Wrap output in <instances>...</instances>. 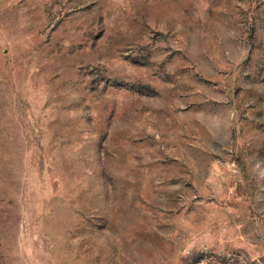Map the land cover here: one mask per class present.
Wrapping results in <instances>:
<instances>
[{
    "label": "rangeland",
    "instance_id": "1",
    "mask_svg": "<svg viewBox=\"0 0 264 264\" xmlns=\"http://www.w3.org/2000/svg\"><path fill=\"white\" fill-rule=\"evenodd\" d=\"M0 264H264V0H0Z\"/></svg>",
    "mask_w": 264,
    "mask_h": 264
}]
</instances>
